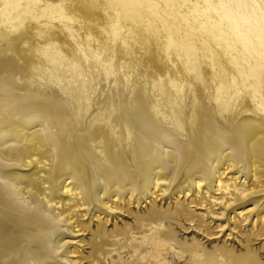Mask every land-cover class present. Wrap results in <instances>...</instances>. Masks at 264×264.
I'll return each instance as SVG.
<instances>
[{"label": "bare ground", "instance_id": "1", "mask_svg": "<svg viewBox=\"0 0 264 264\" xmlns=\"http://www.w3.org/2000/svg\"><path fill=\"white\" fill-rule=\"evenodd\" d=\"M72 1L76 10L82 6L83 15L86 10L101 17L106 33H112L116 22L131 27L133 42L145 49L155 46L154 61L163 55L173 62L196 59L207 69L187 76L188 66L187 75L183 73L182 79L194 88L193 109L182 88L183 102L173 100L164 72L141 74L142 85L119 92L132 95L123 127L120 112L112 120L104 116L93 123L94 107L78 104L77 90L65 92L71 101L31 108L34 91L41 89L33 86L37 64L26 56V71L20 73L12 57L1 59L0 264H82L74 257L80 239H74L82 236L84 219L89 225L101 212L108 217L118 203L135 201L137 206L141 199L159 195L176 194L178 200L192 196V202L206 207L202 215L217 220L238 206L236 214L244 212L252 225L264 226V83L255 73L264 67V0H163L161 7L156 0ZM62 3L65 0H0L1 35L25 24L39 39L32 42V50L58 63L59 56L50 51L58 44L57 32L72 34L65 26L53 25L54 12L63 17ZM174 6L178 11L171 16ZM196 27L214 47L191 33ZM174 48L184 57L173 54ZM132 50L119 52L129 58ZM228 89H235L232 97ZM180 175L183 182L178 183ZM176 212L190 214L186 204L176 205Z\"/></svg>", "mask_w": 264, "mask_h": 264}, {"label": "rangeland", "instance_id": "2", "mask_svg": "<svg viewBox=\"0 0 264 264\" xmlns=\"http://www.w3.org/2000/svg\"><path fill=\"white\" fill-rule=\"evenodd\" d=\"M149 1L151 2L152 0ZM156 1L158 6L161 7L163 5V0ZM72 3V0H65V3L61 4L62 16L64 17H60L61 19L57 14L59 11L54 12L52 9L56 15L53 25L55 24L56 26H54L57 29L61 25L65 26L67 29H71L70 31L72 33L70 34L71 36L66 35L65 33L63 34V32L56 33L59 39L58 42H56L58 44L52 46L50 48L51 50H49L51 52L54 51L56 54L55 56L60 57H57V62L60 60L58 63L49 61L47 55H41L40 52H36L38 50L35 51L36 53L32 50V48L34 49L36 46L32 42L35 43L39 39L27 29L25 24L20 27L15 24L13 33H10L11 35H1L0 33V49L4 50L0 53V62L1 59L4 61L12 57L19 65L18 71L20 73L26 71V68L24 67L26 56L29 57L35 65L37 64V68L34 71L35 74H38L34 77L36 84L33 86L34 89H36V86L41 89L37 92L34 91V93L37 94V97L29 102L31 108H42V105H47L51 102H62V99L63 102L71 101V99L66 97L65 92L77 90L78 93H81L79 94V97H77L78 102H76L78 104L83 103L84 106L92 105L94 107V110L91 113L93 120L95 119L93 123L100 121L104 116H108L107 118L112 120L114 115L120 112L122 117L121 124L123 127H127L125 115L129 108L132 95H119V92L121 93L123 90H127L133 86L137 87L142 85L144 79L140 75L144 72L153 73V71H157V73L158 71H161L167 75V79L165 78L166 81L164 80V83L169 85V89L174 94L172 95L175 96L173 100H181L180 103L183 102L179 90L182 88L187 92L186 103L191 108L193 103L194 105L197 104L192 84L187 80V82L183 80L182 76H186L187 74V76H199L201 71H206V67H202L198 61H195L196 59L191 60L193 61L192 64H190L191 61H187L188 65L181 60L173 62L171 59L167 58L166 55L165 57L164 55L160 56L162 59H159L158 62L154 61L153 56L156 54L155 46L150 45V47H153L154 49H150V47L145 49L142 44L133 42L131 27L116 22L111 26L112 33H106L108 28L100 23L101 17H97L99 18L98 20L95 16V18L92 17V15L90 16L91 12L86 10L83 15L82 10L84 9L82 6L79 5L80 8L78 7L79 10L77 9V11V5ZM176 8L177 6H174L175 10L173 9L171 16L178 11ZM77 13L80 15L82 14L84 17L89 13L87 16L90 17V19L86 16V19L83 18L82 20H77L83 17L82 15L77 16ZM62 19L65 22L62 21ZM97 20L98 23L95 22ZM169 21H171V18H169ZM85 24H88L87 27ZM185 29L187 30V28ZM191 33H194L193 35L196 36L197 39L199 37L200 40H204L211 47H214L213 42L207 39L204 33H202L203 35L200 32L197 33V27L195 29L192 28ZM59 35H62L63 37ZM9 36L11 37L8 38ZM17 37H19V39ZM75 44L79 46L80 50ZM127 47L131 50L133 49V53L129 58L122 56L123 51L125 52ZM54 49H58L59 51L57 52L63 51L61 53L63 55L65 54L64 57L63 55L61 56V53L57 54ZM81 50L84 54L80 53L82 52ZM65 51H68V53ZM78 53L83 57L79 58L81 55H78ZM172 53L180 58H183L185 55V53L179 48L172 49ZM220 56L219 59L224 61L222 54ZM46 58L47 60H45ZM61 59L63 60L61 61ZM183 66L185 67V70ZM188 66L190 67L187 70ZM195 67L198 70H196ZM256 70L255 73L262 78V83H264V67L257 68ZM73 71L74 74L72 73ZM171 74L175 76V79L172 78V81H170L169 78V75ZM176 74H179L177 75L178 77ZM75 78H77V80ZM140 79L141 81H139ZM234 90L235 89H228L229 94L227 93V96L232 97L235 92ZM61 91L63 92L61 93ZM2 93L3 89L0 83V96ZM214 100L215 98L212 96V101L215 103ZM38 101L40 102L38 103ZM220 112L219 109L217 113L219 114ZM190 114H192V111H190ZM188 118L190 119V116ZM126 135L127 133L125 136ZM179 181L183 182V177H181V175L178 179V183ZM185 184L186 183H183V185ZM253 185L256 189L259 188L257 183H254ZM156 194L157 193L154 195ZM191 197L192 196L184 199V197L181 196L178 200V195L176 194L163 196V198L159 195L157 198L147 197L141 199L137 206L135 201H133V203H126L125 201V203H118L115 205V210L110 213L108 217L101 212L99 214V216L101 215L100 219H92L89 225H87V220L84 219L81 225V232H83L82 236L74 239L75 241L80 239L79 244L81 245L77 249H74V257L82 264H100L99 261L101 264H264V226H261V224L252 225L249 218L247 220L244 218L246 216V213L244 212L242 214H236L241 210L238 206H234L230 209L226 218L223 215L219 220L212 219L209 216L202 215V213H205L206 207H204V205H196L198 200L192 202L190 199ZM249 203L250 201L245 203L246 207L247 205L250 206ZM180 204H186V207L190 212L189 215L182 214V212L180 214L176 212V205ZM210 205L208 202L205 204L207 207ZM262 206L263 204L258 206L256 210L260 211ZM215 209L217 210V206ZM232 210H234L233 213L231 212ZM230 216L233 218L229 219L228 217ZM251 217L253 219V216ZM218 225L226 226L221 229V226ZM247 254H249V256H247ZM49 257L51 260H55V256L49 255ZM59 257H61V255L58 256V258ZM13 264L17 263L14 262Z\"/></svg>", "mask_w": 264, "mask_h": 264}]
</instances>
